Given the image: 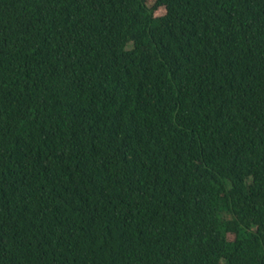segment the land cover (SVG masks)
<instances>
[{
	"label": "trees",
	"instance_id": "1",
	"mask_svg": "<svg viewBox=\"0 0 264 264\" xmlns=\"http://www.w3.org/2000/svg\"><path fill=\"white\" fill-rule=\"evenodd\" d=\"M149 1L0 0V264H264V0Z\"/></svg>",
	"mask_w": 264,
	"mask_h": 264
},
{
	"label": "rangeland",
	"instance_id": "2",
	"mask_svg": "<svg viewBox=\"0 0 264 264\" xmlns=\"http://www.w3.org/2000/svg\"><path fill=\"white\" fill-rule=\"evenodd\" d=\"M155 2H156V0H150L149 1L150 6H153L155 4ZM165 12H166V10L164 8H162L158 11V14H164Z\"/></svg>",
	"mask_w": 264,
	"mask_h": 264
}]
</instances>
